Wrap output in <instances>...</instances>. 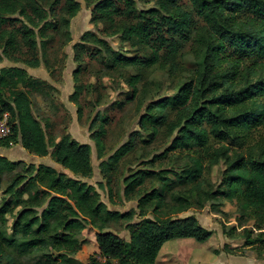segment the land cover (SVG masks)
<instances>
[{
    "label": "trees",
    "instance_id": "1",
    "mask_svg": "<svg viewBox=\"0 0 264 264\" xmlns=\"http://www.w3.org/2000/svg\"><path fill=\"white\" fill-rule=\"evenodd\" d=\"M83 1L92 6L95 26L101 24L104 34L120 37L136 53L125 56L88 31L73 46L74 60L92 45L105 69L132 68L135 73L126 79L127 100L136 99L138 85H147L152 70L170 77L189 74L177 93L149 102L139 129L108 161H101L106 182L121 158L155 139L160 130L171 139L169 146L147 163L172 152L188 164L178 171L146 166L130 172L123 179L124 197H136L137 209H108L95 187L84 181L93 175L90 145L68 135L50 143L35 115L33 97L46 96L47 83L31 78L23 68L0 69V120L8 114V139H19L35 156L50 155L70 173L40 164L12 175L5 189L10 200L0 206V220L5 223V215L19 210L11 234L0 232V264H17L13 251L18 256L47 251L44 264H69L66 257L81 250L86 230L94 232L99 258L90 256L84 264H156L166 242L192 239L202 244L212 236L194 215L177 214L219 200L238 209L236 221L245 245L264 256V0H186L190 9L182 0H153L147 9H139L135 0ZM61 2L65 16L60 22L69 28L81 4L53 0L49 13ZM47 20L43 0H0V63L6 59L39 67L38 38H44L47 29L58 30ZM186 48L194 60L191 70L182 64ZM76 89L71 96L75 101L82 91ZM107 121L97 114L89 127L99 159L104 157ZM220 160L225 169L213 186L204 172ZM17 166L0 156V175L14 173ZM147 182H153L149 190ZM119 223H125L129 240L105 231Z\"/></svg>",
    "mask_w": 264,
    "mask_h": 264
},
{
    "label": "rangeland",
    "instance_id": "2",
    "mask_svg": "<svg viewBox=\"0 0 264 264\" xmlns=\"http://www.w3.org/2000/svg\"><path fill=\"white\" fill-rule=\"evenodd\" d=\"M53 0H43L47 10V21L57 24L58 30L47 29L44 38H38L37 56L40 66L33 69L37 76L43 75L49 81L46 88L47 95H35L33 97V110L45 129L50 143L57 142L61 136L68 135L72 139L91 147V164L93 175L84 181L95 187L99 194V200L110 210L127 212L137 209V198L127 200L124 197L123 179L132 171L146 166H151L155 171L160 169H173L178 171L188 161L170 152L158 158L154 162L153 156L162 154L169 146L170 138L160 130L157 137L149 140L135 152L121 158L116 167L111 171V181L106 182L100 163L109 158L127 142L131 133L139 129V118L144 113L149 102L172 96L188 79V72L176 77H170L165 72L152 70L147 76V85H138L139 94L136 99H129L130 88L126 84L129 75L134 74L132 68L119 72H112L104 68L101 61L94 57L93 46L87 45L88 50L79 54V61L74 60L75 49L73 46L80 42L82 34L91 31L104 39L110 48L125 56H132L136 49L122 42L116 35L104 34L101 24L95 26L91 22L92 6L88 7L83 0H77L81 4L80 11L71 19L70 26L61 25L60 19L65 16L62 5L54 7V13H49L48 7ZM139 9H147L154 6L153 0H135ZM181 3L186 9L189 4L186 0ZM93 49V50H92ZM92 50V52H91ZM29 58V56H27ZM182 64L185 70H191L194 66L193 56L188 48L184 49ZM11 67L29 68L23 63L12 62L6 59L0 63V69ZM31 69V68H30ZM78 74L74 79L75 72ZM108 73V75H105ZM31 78H33L31 76ZM36 79V78H34ZM42 81L40 79H36ZM80 86L78 100L71 98ZM78 94V93H77ZM97 114L108 118L106 134L102 138L104 157L99 159L95 142L90 138L89 127ZM1 121V120H0ZM9 121V118H8ZM7 128V126H6ZM9 131L5 127L0 129V156H5L9 161L18 164L14 173L0 175V206L10 200L5 194V189L12 175L23 172L29 165L40 164L57 168L66 172L56 164L50 156L37 157L20 144V140H9ZM225 161L220 160L204 172L213 186L220 183V176L225 169ZM155 184V182H154ZM145 189L153 187V182H147ZM219 212H217V210ZM19 208L12 214L4 216L0 220V232L10 235L13 217ZM194 215L200 224L212 231V236L205 243H197L192 239H176L166 242L156 261V264H264V256L258 255L253 248L245 245L241 236V228L238 227V209L225 200L218 202H206L203 207L194 206L189 210L177 214L179 217ZM136 217L133 222H137ZM125 223H119L105 231L118 234L124 240H129V232L124 227ZM253 222H248L247 227L252 228ZM81 240V250L67 255L69 264H84L90 256L98 257V249L91 230L84 231ZM9 251V250H8ZM49 252V251H48ZM17 264H44L43 254L46 252H34L26 256H18L13 251ZM55 255V254H54ZM99 258V257H98ZM117 264L116 262H113Z\"/></svg>",
    "mask_w": 264,
    "mask_h": 264
},
{
    "label": "crops",
    "instance_id": "3",
    "mask_svg": "<svg viewBox=\"0 0 264 264\" xmlns=\"http://www.w3.org/2000/svg\"><path fill=\"white\" fill-rule=\"evenodd\" d=\"M24 70H26V72L28 73V75L31 77H33V79L34 78H36V79H40V80H42V81H49L45 76H43V75H40V76H37L36 75V73L34 74L32 71H33V69H30V68H23ZM48 156H50V155H48ZM3 157H5V156H3ZM38 157V156H37ZM6 158V157H5ZM40 158V157H39ZM57 169V168H56Z\"/></svg>",
    "mask_w": 264,
    "mask_h": 264
},
{
    "label": "built area",
    "instance_id": "4",
    "mask_svg": "<svg viewBox=\"0 0 264 264\" xmlns=\"http://www.w3.org/2000/svg\"><path fill=\"white\" fill-rule=\"evenodd\" d=\"M8 118H9L8 114H4L2 120L0 121V129H3V126H4L7 132L9 131Z\"/></svg>",
    "mask_w": 264,
    "mask_h": 264
}]
</instances>
